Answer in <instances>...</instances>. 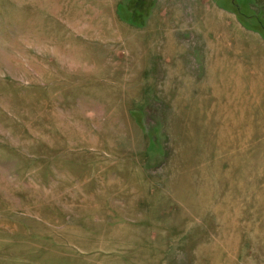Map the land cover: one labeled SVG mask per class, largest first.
<instances>
[{"label":"rangeland","instance_id":"rangeland-1","mask_svg":"<svg viewBox=\"0 0 264 264\" xmlns=\"http://www.w3.org/2000/svg\"><path fill=\"white\" fill-rule=\"evenodd\" d=\"M0 264H264V0H0Z\"/></svg>","mask_w":264,"mask_h":264}]
</instances>
